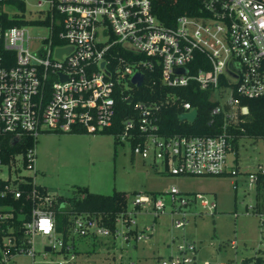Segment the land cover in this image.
<instances>
[{
    "label": "built area",
    "instance_id": "obj_1",
    "mask_svg": "<svg viewBox=\"0 0 264 264\" xmlns=\"http://www.w3.org/2000/svg\"><path fill=\"white\" fill-rule=\"evenodd\" d=\"M199 1V15H180L173 24H166L155 14L153 0H48L47 8L41 10L44 16L38 18L25 16L24 0H0V137L34 140L25 154H16L9 161L2 157L0 147V194L21 197V183L31 178L32 191L27 197L38 200L30 219L23 222L21 237L12 229L3 234L0 264L21 253L32 256V264H74L76 259V243L64 251V235L57 231L50 207L52 197H42L34 175L24 172L38 170L37 139L43 132L103 133L115 129L116 140L129 143L133 155L161 164L171 175L239 173V169L228 170V156L237 136L231 127L251 115L250 107L242 103L244 98L264 97V0ZM10 6L16 10H8ZM13 21L20 24H11ZM38 24L50 28L48 37L31 35L28 27ZM123 40L132 46L122 45ZM115 47L132 50L135 55L128 59ZM67 48L70 50L58 54L59 49ZM145 71H159L168 86L196 82L211 90V99L217 102L213 114L224 113L222 132L165 135L157 115L160 104L145 101L134 103L139 116L125 118L118 129V102L132 103V78L138 72L145 77ZM183 106V112L197 109L189 102ZM262 176V164L248 172L249 189L256 194ZM167 194L177 228L189 224L190 215L205 213L191 208L196 202L207 213L217 211V201L203 192H184L172 186ZM256 205L254 212L264 231V205L261 209ZM166 206L155 194H135L128 198L126 213L118 217L115 232L102 216L80 213L72 219L71 236L98 240L123 234L126 241L132 236L139 241L153 231L144 225L139 232L135 214L143 210L157 216ZM14 215L13 207L0 205L1 221ZM120 225L127 230L121 231ZM37 235L50 238L45 248L51 247V251L45 249V258L56 253L63 259L36 261ZM196 256V245L184 242L174 254L160 260L161 264H198ZM255 257H262L264 264V254ZM244 259L219 264H250ZM252 262L259 264L256 259Z\"/></svg>",
    "mask_w": 264,
    "mask_h": 264
},
{
    "label": "rangeland",
    "instance_id": "obj_2",
    "mask_svg": "<svg viewBox=\"0 0 264 264\" xmlns=\"http://www.w3.org/2000/svg\"><path fill=\"white\" fill-rule=\"evenodd\" d=\"M24 1L27 18L44 16L41 10L47 8L48 0ZM8 10H16V7L10 6ZM28 30L39 39L50 34V28L44 24L29 26ZM121 43L132 46L126 40ZM227 161L229 171L239 169L237 175H171L161 164L155 165L151 159L133 155L130 144L118 142L113 134L47 131L37 139V172H24L34 175L35 182L46 186L55 197L72 196L78 186H85L103 194L123 191L130 200L135 194H155L167 203L165 211L157 216L143 210L135 214L139 232L144 225L151 226L153 233L148 238L137 241L132 236L126 241L123 234H111L98 240L76 238L80 253L72 260L74 264H161L160 259L174 254L184 242L196 245L198 264H219L227 260L241 262L243 258L264 254V231L260 216L254 212L258 197L248 183V172L264 165V138L242 136ZM172 186L184 192L205 193L209 199L217 201V211L213 215L207 213L200 202H196L191 208L205 213L196 217L190 215V223L177 228L167 194ZM120 229L126 231L127 227L120 225ZM49 241V237L37 235L36 261L46 262L52 257L63 259L56 253L44 257ZM32 262V256L21 253L6 264Z\"/></svg>",
    "mask_w": 264,
    "mask_h": 264
},
{
    "label": "trees",
    "instance_id": "obj_3",
    "mask_svg": "<svg viewBox=\"0 0 264 264\" xmlns=\"http://www.w3.org/2000/svg\"><path fill=\"white\" fill-rule=\"evenodd\" d=\"M153 4L155 14L166 24H173L180 15H199L202 12V5L199 0H153ZM14 23L20 24L18 21H13L11 24ZM57 42L60 43L61 41ZM115 51H119L128 59L135 55L132 50L122 47H115ZM173 96H175V100L172 99ZM132 99V103L125 100L118 102L116 115L118 129H120L125 118L139 116L140 111L135 109L134 103L145 101L160 104L157 115L159 116L160 129L165 135H217L223 130L224 113L213 114L217 102L211 99V90L200 88L196 82H192L188 86L172 87L163 83L159 71H145V82L142 86H134ZM185 102H189L198 110V116L193 122L181 120L179 117L185 110L183 106ZM242 103L250 107L251 115L246 121H242L236 127H231V130L237 135L233 140L234 146L242 136L254 138L264 136V97L244 98ZM113 131L115 129L103 133L112 134ZM21 141L10 135L0 137V147L3 150L1 155L5 161H9L16 154H25L34 143V140L29 137ZM261 181L257 187V209H261V206L264 205V176L261 177ZM21 187L24 191L21 197L17 198L14 193H8L3 197L0 194V205L11 206L15 211L13 218L5 221L0 220V241H2L4 233H11L8 231L10 229L20 237L24 234L23 222L30 219L32 209L38 201L27 197V194L32 191L31 178H27L26 182L21 183ZM37 189L42 197H52L53 203L50 207L57 219V231L64 235L65 252H68V245H75L76 243V238L71 236V223L77 214L89 213L97 217L102 216L106 225L115 232L118 217L125 214L127 210L128 197L123 191L103 194L93 192L85 186H78L72 196L60 198L52 195L46 186L38 184ZM76 252L80 253L77 248ZM254 259L259 264H263L262 257H246L244 261L251 263Z\"/></svg>",
    "mask_w": 264,
    "mask_h": 264
},
{
    "label": "water",
    "instance_id": "obj_4",
    "mask_svg": "<svg viewBox=\"0 0 264 264\" xmlns=\"http://www.w3.org/2000/svg\"><path fill=\"white\" fill-rule=\"evenodd\" d=\"M64 50H70V48H67V49H59L58 50V54L61 55L62 52ZM144 81H145V77H144V74L141 73V72H138L136 73L133 78H132V82L137 85V86H142L144 84ZM198 116V110L197 109H193L191 110L190 112H183L180 114V119L181 120H188V121H195V119L197 118ZM47 251H51V247H46L45 248ZM200 264H206V263H200Z\"/></svg>",
    "mask_w": 264,
    "mask_h": 264
}]
</instances>
